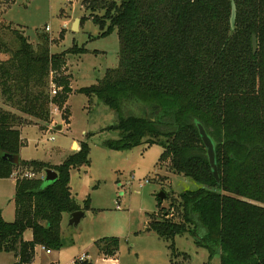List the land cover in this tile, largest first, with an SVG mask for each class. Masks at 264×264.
I'll return each instance as SVG.
<instances>
[{
    "label": "trees",
    "instance_id": "obj_1",
    "mask_svg": "<svg viewBox=\"0 0 264 264\" xmlns=\"http://www.w3.org/2000/svg\"><path fill=\"white\" fill-rule=\"evenodd\" d=\"M85 1L90 11L103 10L101 16L91 12L101 36L115 29L119 36L118 66L77 90L116 114V123L107 129L119 137L105 140L104 147L126 151L160 145L158 166L169 161L172 173L200 184L181 193L169 209L149 214L147 230L169 242L175 264L183 254L175 238L182 235L206 249L209 261L218 256L220 264H264V0H235L234 30L231 0ZM37 36L34 44L24 31L14 30L9 43L0 35V178L11 177L19 165L2 157L20 154L26 117L43 122L44 128L51 103L67 108L70 79L54 78L53 67L68 54L86 52L74 45L52 53L50 36ZM51 82L60 88L54 96ZM199 123L215 143L220 182ZM89 138L60 165L33 161L54 169L55 181L17 178L15 219L7 221L0 210V253L14 254L16 264H31L39 246L61 250L64 214L89 207L90 197L82 208L70 186L71 170L90 165ZM173 207L178 221L170 217ZM27 230L33 233L30 240L24 239ZM120 244L115 236L95 242L108 256H115Z\"/></svg>",
    "mask_w": 264,
    "mask_h": 264
},
{
    "label": "rangeland",
    "instance_id": "obj_2",
    "mask_svg": "<svg viewBox=\"0 0 264 264\" xmlns=\"http://www.w3.org/2000/svg\"><path fill=\"white\" fill-rule=\"evenodd\" d=\"M84 1L0 2V35L8 43L13 31L18 30L24 31L34 44L39 32L47 33L52 39V53L67 51L74 45L86 48L82 55H66L64 63L53 67L55 71L51 73L54 78L64 75L70 79L72 92L68 104H65L66 110L58 107L60 112L51 113L50 123L44 128L43 122L31 117H26V123L20 126L21 162L11 177L0 178V210L7 221H13L16 217L17 178L43 179L46 169L63 163L90 137V165L72 169L70 175L76 201L84 208L90 197L89 207L84 209V217L78 225H70V214L63 216L61 264L69 263L83 253H88L93 264H112L108 260L114 256L96 251L95 246L96 241L112 236L121 240L118 252L121 264H175L171 262L169 242L147 230L149 214L158 213L161 208L169 209L175 201L177 203L181 193L196 190L200 184L192 178L172 173L169 161H161L158 166L163 152L160 145L149 147L142 144L126 151L104 147L105 140L119 137L118 131L107 129L116 123V114L97 97L90 98L77 90L94 84L109 68L118 66L119 36L116 29L107 36H101V26L94 21L91 12L101 16L103 10L90 11L85 5L88 1ZM76 19L80 22L75 30ZM59 125L61 129L57 128ZM74 140L78 147H74ZM33 161L50 167L35 166ZM161 192L166 193V198L159 206L158 195ZM117 200L120 208H117ZM171 211H174V216L170 217L178 221L179 213L174 207ZM31 238L32 231L27 230L24 239ZM175 245L183 253L176 264H220L218 256L209 261V252L197 246L190 235L177 236ZM38 251L33 264H49L51 256L41 249ZM0 264H14L13 256L0 253Z\"/></svg>",
    "mask_w": 264,
    "mask_h": 264
},
{
    "label": "water",
    "instance_id": "obj_3",
    "mask_svg": "<svg viewBox=\"0 0 264 264\" xmlns=\"http://www.w3.org/2000/svg\"><path fill=\"white\" fill-rule=\"evenodd\" d=\"M232 10H231V17H230V24L231 29L234 30L236 28V21H237V5L235 0H231ZM80 22V19H76L74 22L73 28L76 30L78 23ZM253 48L254 51H257L258 44H257V38L255 35H253ZM200 135L203 139L204 145L207 148L208 156L210 165L213 170V174L218 182H220V174L217 166L216 161V150H215V143L213 139L208 135L206 129L202 124H198ZM58 129H61L62 126H57ZM77 143H74V147L77 146ZM3 160L8 161L12 164L18 165L20 163V154H11V153H5L3 155ZM58 178V173L54 169H46L45 170V177L44 179L47 182L55 181ZM159 199L164 200L166 198V193L161 192L158 195ZM84 217V210H78L71 214L70 217V225H78L81 221V219Z\"/></svg>",
    "mask_w": 264,
    "mask_h": 264
},
{
    "label": "built area",
    "instance_id": "obj_4",
    "mask_svg": "<svg viewBox=\"0 0 264 264\" xmlns=\"http://www.w3.org/2000/svg\"><path fill=\"white\" fill-rule=\"evenodd\" d=\"M46 30L50 31V27L46 26ZM59 90H60V88H58L56 84L51 82V96L56 95ZM50 110H51L52 114L60 112L58 106H56L53 103H51V105H50ZM117 208H120V201L119 200H117ZM39 247L41 248V250L45 251L48 254H50L52 252V250L47 249L44 246H39ZM89 258H90L89 255L83 253L81 256L75 257L69 263H66V264H81L82 262L89 260Z\"/></svg>",
    "mask_w": 264,
    "mask_h": 264
},
{
    "label": "crops",
    "instance_id": "obj_5",
    "mask_svg": "<svg viewBox=\"0 0 264 264\" xmlns=\"http://www.w3.org/2000/svg\"><path fill=\"white\" fill-rule=\"evenodd\" d=\"M3 57V59H7L8 58V56H6V55H3L2 56ZM71 96V95H70ZM1 103V102H0ZM67 104H68V102H67ZM3 107H5V108H8V106H4L3 105ZM73 143H77V141L76 140H74V142ZM153 146V145H152ZM154 146H157V145H154ZM77 147H78V145H77ZM149 147H151V146H149ZM162 154V153H161ZM160 154V155H161ZM72 189V188H71ZM32 237H33V233H32ZM32 239V238H31ZM38 249L40 250L41 248L40 247H38L37 248V254H36V257H37V255H38ZM96 251H97V248H96ZM42 252H45V251H43L42 250ZM119 252V251H118ZM3 253V252H2ZM46 253V252H45ZM12 256H13V262H14V264H16V262L18 261V258L17 257H15V255L14 254H12V253H10ZM47 255H50L51 256V260H50V262H49V264H61V260H60V257H61V254H62V251L61 250H59V251H54V250H52V252L50 253V254H48V253H46ZM88 254V253H87ZM36 257H35V259H36ZM115 257V258H114ZM114 257H112L110 260H108V261H111V263L112 264H121L120 263V260H119V254L117 253ZM35 259H34V261H35ZM33 261V262H34ZM71 261V260H70ZM33 262L31 263V264H33Z\"/></svg>",
    "mask_w": 264,
    "mask_h": 264
}]
</instances>
